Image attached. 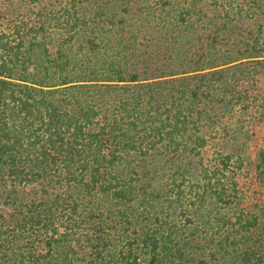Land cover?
Returning a JSON list of instances; mask_svg holds the SVG:
<instances>
[{
    "label": "trees",
    "instance_id": "16d2710c",
    "mask_svg": "<svg viewBox=\"0 0 264 264\" xmlns=\"http://www.w3.org/2000/svg\"><path fill=\"white\" fill-rule=\"evenodd\" d=\"M5 2L0 264H264V0Z\"/></svg>",
    "mask_w": 264,
    "mask_h": 264
},
{
    "label": "rangeland",
    "instance_id": "374dc122",
    "mask_svg": "<svg viewBox=\"0 0 264 264\" xmlns=\"http://www.w3.org/2000/svg\"><path fill=\"white\" fill-rule=\"evenodd\" d=\"M14 15L13 7L11 5L7 7L5 0H0V28L7 23L8 18L14 17Z\"/></svg>",
    "mask_w": 264,
    "mask_h": 264
}]
</instances>
